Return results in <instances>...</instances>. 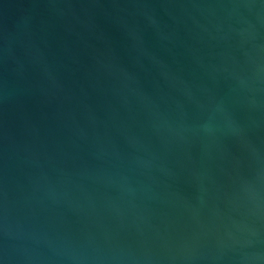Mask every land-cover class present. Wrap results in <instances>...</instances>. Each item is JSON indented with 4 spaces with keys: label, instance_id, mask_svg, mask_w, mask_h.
<instances>
[{
    "label": "water",
    "instance_id": "water-1",
    "mask_svg": "<svg viewBox=\"0 0 264 264\" xmlns=\"http://www.w3.org/2000/svg\"><path fill=\"white\" fill-rule=\"evenodd\" d=\"M0 264H264V0H0Z\"/></svg>",
    "mask_w": 264,
    "mask_h": 264
}]
</instances>
